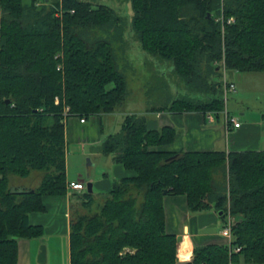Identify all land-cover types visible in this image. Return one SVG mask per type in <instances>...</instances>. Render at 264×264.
Instances as JSON below:
<instances>
[{
  "label": "trees",
  "instance_id": "1",
  "mask_svg": "<svg viewBox=\"0 0 264 264\" xmlns=\"http://www.w3.org/2000/svg\"><path fill=\"white\" fill-rule=\"evenodd\" d=\"M131 5L142 50L167 63L187 91L153 111L212 113L220 121L226 105L218 64L228 73H264V0ZM122 23L114 9L84 0H0V264L18 263L20 240L45 235L30 221L46 213L44 198L67 195L68 120L112 114L125 101L127 80L112 46L124 37ZM176 135L131 114L106 138L101 153L132 175L113 183L99 213L72 218L70 264H178V239L166 232L165 192L187 197L192 213L215 210L235 219L230 245L197 246L184 264H264V151L152 150ZM36 170L44 173L38 188L11 189L10 175ZM83 196L91 208L93 192Z\"/></svg>",
  "mask_w": 264,
  "mask_h": 264
},
{
  "label": "crops",
  "instance_id": "2",
  "mask_svg": "<svg viewBox=\"0 0 264 264\" xmlns=\"http://www.w3.org/2000/svg\"><path fill=\"white\" fill-rule=\"evenodd\" d=\"M242 75L243 73L232 72L229 78L237 85L235 79L241 78ZM114 114H109L108 117L113 118ZM151 115V118L146 116L151 129L172 127L177 130L175 140L171 144L152 148V150L169 153L264 151L261 148L264 145V119L258 123L250 124H245L238 119L241 128L233 129L232 127L227 128L225 117L222 118V124L216 120L215 123L210 124L206 115L200 113L174 114L166 111H153ZM102 124L100 117H92L91 122L87 120L84 124L80 122L78 117L69 119L66 130V160L67 153L70 155L71 152L70 145H79L81 146L80 149L84 151L89 149L87 146L91 143L100 141ZM108 157L109 166L107 170L102 169L103 177H95L90 180L93 185V195H95V190L108 195L116 180L132 175V172L117 164L113 156ZM71 182L81 181L71 180ZM82 192L68 190L67 195L63 197H45L46 213H35L30 216L33 225H41L45 228L44 236L60 231L66 237L68 264H70L72 196ZM164 207L166 232L176 236L179 242L177 247L178 264L190 262L197 246L207 244L229 245V240L222 235L229 217L224 220L222 214L215 210L192 213L188 209V200L185 196H165ZM43 237L19 241L17 264H37L40 248L44 244ZM187 240L190 249H185V253L190 255L189 260L186 262L179 261V252Z\"/></svg>",
  "mask_w": 264,
  "mask_h": 264
},
{
  "label": "rangeland",
  "instance_id": "3",
  "mask_svg": "<svg viewBox=\"0 0 264 264\" xmlns=\"http://www.w3.org/2000/svg\"><path fill=\"white\" fill-rule=\"evenodd\" d=\"M30 1L25 0L26 3ZM38 1L44 2L45 0ZM48 1L53 3L58 0ZM84 1L92 3L95 7L106 5L114 9L123 19L124 37L121 40L118 36L112 42V46L117 54L120 69L127 80L126 99L116 109L113 118L108 117L109 114L100 117L103 123L100 141L91 143L87 146L89 149L84 151L80 149L81 146L72 144L70 145V155L67 153V182L80 180L88 185L91 183V179L103 177L102 169L107 170L109 157L101 153L102 144L109 135L121 131L127 115L138 114L151 118L153 109L167 106L174 97L182 96L187 91L184 84L180 82L181 80L170 72L167 63L156 61L142 50L137 36L131 30L133 17L131 0ZM230 75L231 73H228V79L231 81ZM235 80L237 91L228 94L225 101L226 110L230 116L240 119L245 124L260 122L264 119V73H243L241 78ZM112 86L110 85L109 88ZM222 120H220L221 124ZM88 121L91 122V119ZM261 148L264 150V145ZM43 176L44 173L37 170L32 171L31 175L26 178L10 175L11 189L18 191L36 189L39 187ZM218 177L221 178L217 175L216 178L218 179ZM86 192L87 189L72 196L71 218H75L76 214L99 213L101 206L108 197L107 194L95 190L93 205L91 208H86L83 196ZM65 241L66 237L60 231L43 237L44 244L42 246L47 249V264H68V250ZM36 262L39 264L38 261Z\"/></svg>",
  "mask_w": 264,
  "mask_h": 264
},
{
  "label": "built area",
  "instance_id": "4",
  "mask_svg": "<svg viewBox=\"0 0 264 264\" xmlns=\"http://www.w3.org/2000/svg\"><path fill=\"white\" fill-rule=\"evenodd\" d=\"M217 21H221L222 23L224 22L223 20V16L219 17L217 19ZM234 18H230L228 20V24L234 23ZM219 67H221V73H222V83H223V90H224V100H227L228 94L230 93H235L237 91V87L235 85V83L231 82L228 79V71L227 68L225 66L224 62H221L218 64ZM207 117V121L210 124L215 123V115L212 113H208L206 115ZM225 120H226V126L227 128L232 127L233 129H240L241 128V123L238 119L230 117L228 115L227 110L225 111ZM80 122L82 124L86 123V121L84 119H80ZM87 189V185L83 182H70L68 183V190H72V191H85ZM235 223V219H233L232 217L228 218V222L227 225L224 227L223 231H222V235L223 237H225L226 239L229 240V245L231 244V242L233 241V235H232V227ZM235 252H240L241 248H236L234 249ZM180 261V258H179Z\"/></svg>",
  "mask_w": 264,
  "mask_h": 264
},
{
  "label": "water",
  "instance_id": "5",
  "mask_svg": "<svg viewBox=\"0 0 264 264\" xmlns=\"http://www.w3.org/2000/svg\"><path fill=\"white\" fill-rule=\"evenodd\" d=\"M7 103L9 104L10 101H7ZM87 190L89 192H93V185H92V183H88ZM164 195L166 196L167 195V192H165ZM37 261H38L39 264H46V262H47V249H46L45 246H42L40 248V252H39Z\"/></svg>",
  "mask_w": 264,
  "mask_h": 264
},
{
  "label": "bare ground",
  "instance_id": "6",
  "mask_svg": "<svg viewBox=\"0 0 264 264\" xmlns=\"http://www.w3.org/2000/svg\"><path fill=\"white\" fill-rule=\"evenodd\" d=\"M190 249V244L189 241L187 240L186 243L181 247L180 250V258L181 259H185V258H189L190 255L185 253V249ZM192 248V247H191Z\"/></svg>",
  "mask_w": 264,
  "mask_h": 264
}]
</instances>
